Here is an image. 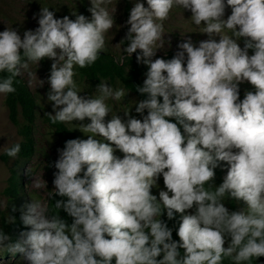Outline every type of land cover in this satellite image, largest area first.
Here are the masks:
<instances>
[{"label": "clouds", "instance_id": "clouds-1", "mask_svg": "<svg viewBox=\"0 0 264 264\" xmlns=\"http://www.w3.org/2000/svg\"><path fill=\"white\" fill-rule=\"evenodd\" d=\"M109 3L91 0L90 19L75 11V19L57 18L41 7L38 27L23 37L13 27L0 31V73L10 74L0 78V93L15 91L28 61L47 57L52 123L90 121L83 124L87 139L66 140L54 162L55 207L71 223L32 199L21 216L30 230L8 243L0 230V250L23 253L28 264H222L225 257L243 264L264 256V0H147V7L136 0L123 50L148 66L136 86L144 94L135 103L141 118L130 108L126 119L116 113L106 120L105 101L127 93L100 81L99 96L79 95L74 66L92 65L104 50L115 23ZM175 6L190 10L208 38L187 36L170 59H153ZM244 81L256 90L241 99ZM20 150L17 142L5 152L15 158ZM222 161L223 182L209 190ZM161 175L158 199L151 190ZM226 198L242 199L246 210L230 211ZM165 212L168 220L181 214L179 240L161 219Z\"/></svg>", "mask_w": 264, "mask_h": 264}, {"label": "rangeland", "instance_id": "rangeland-1", "mask_svg": "<svg viewBox=\"0 0 264 264\" xmlns=\"http://www.w3.org/2000/svg\"><path fill=\"white\" fill-rule=\"evenodd\" d=\"M145 7H147V0H141ZM136 0H111V3L104 5L110 12L114 14L115 23L105 34V49H109L112 54L122 61L124 55V47L126 44L123 42V38L126 34V27L130 25L125 22L128 19L130 9L134 6ZM128 4V11L126 6ZM85 6V12L88 18H91V0H0V31L6 28L13 27L23 37L25 30H34L38 27V17L41 7H49L50 11H54V15L57 18H62V13L76 12L80 13L82 7ZM191 11L183 10L182 7H173L170 11L169 16L163 23V40L164 47L157 49L156 56L164 59H170L175 52L178 50L177 45L187 36H190L194 42L204 40L208 38L207 33L200 32L203 28L199 29L191 20ZM224 34V33H222ZM219 40V35L214 37ZM160 42L157 41V44ZM139 50V49H138ZM140 51V50H139ZM53 60L47 57L41 59L38 65L35 62L28 61V67L22 69L20 76L26 81L30 90L34 93L36 98V119L33 127V137L35 149L32 156L28 159H16L10 158L6 161L0 159V212L7 206L6 196L4 189L8 184V177L10 175V169L13 168L17 171H22L23 180L22 186L24 193H26L27 204L31 200H38L46 207V199L51 192L55 190L53 185L54 173L57 169L54 166V162L58 158L59 149L58 143L51 132V127L47 118L48 113L55 114V110L52 108L51 101L47 100V93L50 85L48 83V76L50 75L51 64ZM143 64V63H141ZM146 65V64H144ZM146 68L148 66L146 65ZM76 73V70L74 68ZM79 95L82 96H99L100 93L97 89V85L100 81H106L113 91L124 89L118 81H93L80 78L78 74L74 76ZM41 81L43 83L41 84ZM247 82V81H244ZM127 93L120 100H116L113 97H109L105 102L111 109L110 114L105 117L106 120L111 119V115L118 114L122 118L124 117V110L130 109V115L141 118L139 113L135 112V103L138 98L135 94L124 89ZM147 114V110H145ZM90 122L87 118L84 121L74 120L72 122H64L69 128H72L80 139H87V135L90 133H84V125ZM21 139L18 133L17 126L14 125L8 117V111L4 102V93H0V155L8 148L12 143L17 142ZM97 139H103L97 137ZM107 142V141H105ZM117 155L122 156L123 154L116 151ZM37 182L41 185L36 187ZM159 187H153L152 190L159 192L160 189L164 188L163 177L160 176L158 180ZM26 204V202H25ZM24 204V211H26V205ZM6 217L9 215L8 210H4ZM1 219H0V230H1ZM6 241L5 243H8ZM13 253L0 250V264L6 262L9 259H13Z\"/></svg>", "mask_w": 264, "mask_h": 264}, {"label": "trees", "instance_id": "trees-1", "mask_svg": "<svg viewBox=\"0 0 264 264\" xmlns=\"http://www.w3.org/2000/svg\"><path fill=\"white\" fill-rule=\"evenodd\" d=\"M84 3L85 0H82ZM179 7V6H177ZM86 7L83 6L82 10L79 14H83L88 17L85 12ZM126 10L128 11V4L126 6ZM231 14V8L226 7L225 10V18ZM62 17L68 16L70 19H75L73 12L66 13L64 11L61 15ZM203 23L198 26L199 29L203 28ZM129 26L126 27V33ZM224 34L231 35L230 31L224 29ZM126 35V34H125ZM125 37V36H124ZM124 44H127V40L123 39ZM239 45L243 47L244 38H240L238 41ZM252 49H249V54H252ZM137 52L139 50L137 49ZM76 73L80 78H84L87 80L100 81H118L120 85L126 89L127 91L132 92L136 95L138 100L144 98V94H141L137 91L136 86L142 85L143 80L145 79V73L147 71L146 65L138 63L136 60V52H134L131 57L124 55L122 61H119L118 58L109 49H105L101 51L98 59L90 66L79 67L74 66ZM10 75L9 73H0V78L6 77ZM13 86L15 87V91L11 93H4V102L8 111V117L11 122L17 126V130L21 139L17 142L21 144V150L18 155L15 157L16 159H28L32 156L35 149L34 137H33V127L36 119V98L34 93L28 87L26 81L20 76H16L13 80ZM255 86L250 84L249 82L240 83V98L242 99L245 91H255ZM162 100V97L160 98ZM173 119L174 118H170ZM49 122V126L51 127V132L54 134V137L58 143L59 148H63L64 143L68 139L78 138V135L72 128H69L64 122L52 123L50 117L47 118ZM179 126V125H178ZM181 131H183L182 126ZM12 143L9 147L13 146L15 143ZM8 147V148H9ZM6 152L4 151L0 155V159L6 161L10 159ZM223 167L218 166L215 169V178L209 184H206L205 187L209 188V190H214L215 185H219L223 182V178L227 172V162H220ZM23 173L22 171H17L13 168L10 169V175L8 177V184L4 189V194L6 196L7 206L3 208L4 210H8L9 215L6 217L4 214V210L0 212L1 219V230L9 236V242H14L19 238V234L22 231L30 230V225H24L21 219L22 213L24 211V204L26 201V193H24L23 186ZM154 195L159 199V192L151 190ZM46 199V208L49 215H57L61 216L69 223L72 221V217L68 216L67 213L63 209H57L55 207V200L60 199V197L55 196V190L50 193ZM225 206L229 208L230 211H238L241 208L245 207V202L241 199L239 201L232 199H227L224 201ZM191 211V210H189ZM180 213H176L175 217L172 220H168L166 216V212L162 213L161 219L167 220V224L169 227L173 228L172 236L173 239L179 240L178 235L176 234V228L179 225V217ZM9 217H14L15 219L10 221ZM230 239V238H229ZM228 241L225 242V247L227 246ZM183 252V249H181ZM13 259H9L2 264H28V261L24 258V254L17 252L13 254ZM162 255V254H161ZM160 257H158L159 259ZM222 264H235V262L229 258L225 257L222 261ZM243 264H264V256H260L257 258H252L248 262H243Z\"/></svg>", "mask_w": 264, "mask_h": 264}]
</instances>
